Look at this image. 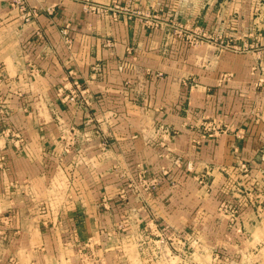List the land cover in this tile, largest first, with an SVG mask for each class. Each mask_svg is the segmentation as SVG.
<instances>
[{"label":"crops","instance_id":"0c3cea01","mask_svg":"<svg viewBox=\"0 0 264 264\" xmlns=\"http://www.w3.org/2000/svg\"><path fill=\"white\" fill-rule=\"evenodd\" d=\"M23 5L0 0V264H165L166 236L264 264V0Z\"/></svg>","mask_w":264,"mask_h":264},{"label":"built area","instance_id":"2783aa9c","mask_svg":"<svg viewBox=\"0 0 264 264\" xmlns=\"http://www.w3.org/2000/svg\"><path fill=\"white\" fill-rule=\"evenodd\" d=\"M18 3H20L21 8L26 11L25 7H23L24 0H18ZM86 10L97 15L98 17H109L114 20H119L121 17H125L127 19H132L134 17H138L141 19H144L147 23H150L154 27H158V23L155 21H147L146 17L143 13L139 11H134L126 6H123L119 3L112 2L110 4H98L95 2L88 1L86 5ZM29 14H31L29 12ZM176 31H178L177 28H175ZM188 39L192 41L193 44H199L203 42H208L210 44H218L222 47H229L227 45L221 44L220 41H218L216 38H213L211 36H208L205 33L202 32H195L193 36L188 37ZM221 44V45H220ZM64 90L63 88L59 89V92H62ZM86 96V90L82 89V86L75 82L73 85V88L69 91V95L65 97L68 101L74 102L77 105H86L88 104V100H86L84 97ZM174 165L180 166L181 165V159L176 158L173 160ZM2 167V165H1ZM239 168L243 174V176H247L250 172V166L245 162L239 163ZM237 189L239 190L238 195H246L244 194V189L237 186ZM148 190V189H147ZM224 205V204H223ZM222 205V206H223ZM231 212L233 214V217H235L238 213V210L235 206L231 207ZM165 239L162 238L161 242H163Z\"/></svg>","mask_w":264,"mask_h":264},{"label":"rangeland","instance_id":"374dc122","mask_svg":"<svg viewBox=\"0 0 264 264\" xmlns=\"http://www.w3.org/2000/svg\"><path fill=\"white\" fill-rule=\"evenodd\" d=\"M196 241L197 240L195 238L166 236V239L161 242L162 244L166 245L165 264H200L204 262V260L196 252ZM12 256L14 255H11V257ZM255 259L257 258L252 260ZM14 264H16V262H14Z\"/></svg>","mask_w":264,"mask_h":264},{"label":"bare ground","instance_id":"6f19581e","mask_svg":"<svg viewBox=\"0 0 264 264\" xmlns=\"http://www.w3.org/2000/svg\"><path fill=\"white\" fill-rule=\"evenodd\" d=\"M233 206H235V205H233V204H231V203H228V202H225L224 205H223L224 208H227V209H228V212L231 214V217H232V218H234V217H233V214H232V212H231V207H233ZM235 207H236V206H235ZM237 210H238V209H237Z\"/></svg>","mask_w":264,"mask_h":264}]
</instances>
